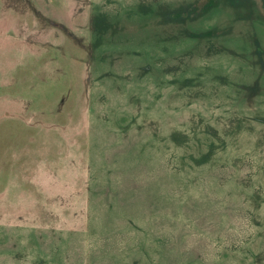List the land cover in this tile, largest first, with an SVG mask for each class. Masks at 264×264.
<instances>
[{
    "label": "rangeland",
    "instance_id": "obj_1",
    "mask_svg": "<svg viewBox=\"0 0 264 264\" xmlns=\"http://www.w3.org/2000/svg\"><path fill=\"white\" fill-rule=\"evenodd\" d=\"M0 264H264V0H0Z\"/></svg>",
    "mask_w": 264,
    "mask_h": 264
}]
</instances>
